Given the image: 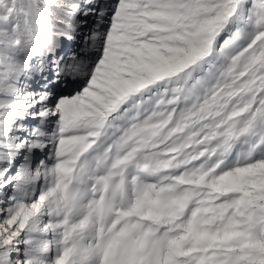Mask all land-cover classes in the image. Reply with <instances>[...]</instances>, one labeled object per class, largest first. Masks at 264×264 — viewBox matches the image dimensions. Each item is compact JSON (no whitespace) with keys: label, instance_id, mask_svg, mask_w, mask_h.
I'll use <instances>...</instances> for the list:
<instances>
[{"label":"snow or ice","instance_id":"1","mask_svg":"<svg viewBox=\"0 0 264 264\" xmlns=\"http://www.w3.org/2000/svg\"><path fill=\"white\" fill-rule=\"evenodd\" d=\"M0 264H264V0H0Z\"/></svg>","mask_w":264,"mask_h":264}]
</instances>
